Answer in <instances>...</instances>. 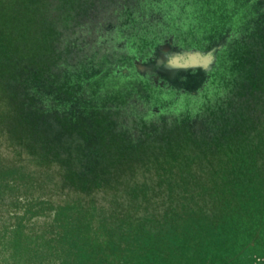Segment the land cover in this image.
Listing matches in <instances>:
<instances>
[{"label": "rangeland", "instance_id": "rangeland-1", "mask_svg": "<svg viewBox=\"0 0 264 264\" xmlns=\"http://www.w3.org/2000/svg\"><path fill=\"white\" fill-rule=\"evenodd\" d=\"M0 264H264V0H0Z\"/></svg>", "mask_w": 264, "mask_h": 264}, {"label": "bare ground", "instance_id": "bare-ground-1", "mask_svg": "<svg viewBox=\"0 0 264 264\" xmlns=\"http://www.w3.org/2000/svg\"><path fill=\"white\" fill-rule=\"evenodd\" d=\"M173 68L174 66L172 64H166L161 68V71L165 73L167 76L172 77L173 75Z\"/></svg>", "mask_w": 264, "mask_h": 264}]
</instances>
